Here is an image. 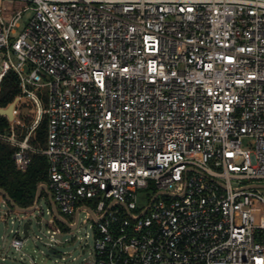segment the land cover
<instances>
[{"label":"built area","instance_id":"1","mask_svg":"<svg viewBox=\"0 0 264 264\" xmlns=\"http://www.w3.org/2000/svg\"><path fill=\"white\" fill-rule=\"evenodd\" d=\"M12 1L0 78L20 92L0 141L20 172L46 156L47 232L54 208L71 228L92 219L79 264H264V0ZM37 208L0 192L16 250Z\"/></svg>","mask_w":264,"mask_h":264},{"label":"rangeland","instance_id":"2","mask_svg":"<svg viewBox=\"0 0 264 264\" xmlns=\"http://www.w3.org/2000/svg\"><path fill=\"white\" fill-rule=\"evenodd\" d=\"M22 4V2H15L12 0H0V6L3 7L20 6ZM30 15L31 12H27L24 18L20 20L21 27L18 29V32L23 28L25 19ZM41 94H46V89H43ZM42 101L44 105H47L46 95H42ZM259 189L264 193V186H261ZM144 192L145 190H139L138 192L139 204H147L151 196L150 194H148V196L144 195ZM147 197L148 199L146 200ZM106 202H108L107 199ZM85 203L89 205V207L95 206V201L91 199H86ZM49 206L48 196L41 194L38 199V208L30 213L28 212L29 214L25 217L30 222L29 235L25 239L20 250H16L10 246V240L13 237L10 230L19 227V221L16 216L10 214L6 215L5 218H0V251L6 256L4 261L6 264H48L54 262L57 257L50 249L57 253H61L64 257V259L57 258L58 264H79L83 259L89 256V252L92 251L94 247V230L91 227V223L93 224L94 221L89 219L83 222L86 216L84 212H81L79 215V225L77 227L71 228L57 220L58 230L52 228L53 232L50 233L47 232V229L50 228L44 222L45 219L49 218V215L46 213ZM2 208L6 209L5 207ZM113 209L123 211L124 215H127L124 206L116 205L113 206ZM0 214H3V212L1 211ZM66 217L68 220L74 219L70 215ZM38 220H41L42 223H38ZM50 236H52V240Z\"/></svg>","mask_w":264,"mask_h":264},{"label":"trees","instance_id":"3","mask_svg":"<svg viewBox=\"0 0 264 264\" xmlns=\"http://www.w3.org/2000/svg\"><path fill=\"white\" fill-rule=\"evenodd\" d=\"M19 92L17 75L13 71H7L0 78V107H4L3 112L13 115L14 104L9 108L7 105ZM46 123V118H43L36 129V140L40 145L45 144ZM8 126L6 117L0 115V131H5ZM13 151L14 147L0 141V188L4 189L17 205L30 206L34 202L37 186L47 183V158L42 154H33L26 171L20 172L12 160ZM41 194L47 195L44 190Z\"/></svg>","mask_w":264,"mask_h":264},{"label":"water","instance_id":"4","mask_svg":"<svg viewBox=\"0 0 264 264\" xmlns=\"http://www.w3.org/2000/svg\"><path fill=\"white\" fill-rule=\"evenodd\" d=\"M11 105H13V102L9 103V104L7 105V107L9 108ZM3 111H4V107H0V115H6L8 120H11V119L13 118V115H10L9 113H5V112H3ZM258 186H262V185H258ZM42 190H44L45 193L48 195V197H49V202H50V206H55L54 203L52 202L51 198H50V192H49L47 186H46L44 183L39 184V185L37 186L36 194H35V199H34L33 205L37 203V201H38V199H39V196H40V193H41ZM0 192H1V193H2V194L8 199V201H9L12 205H15V202L13 201V199L8 195V193H7L4 189L0 188ZM54 211H55V215L57 216V218H58L62 223L66 224L67 226H70V225H69V224H68L63 218H61V217L59 216V214L57 213V211L55 210V208H54ZM28 226H29L28 222H25V223H24V233H25V235L27 234V227H28Z\"/></svg>","mask_w":264,"mask_h":264}]
</instances>
